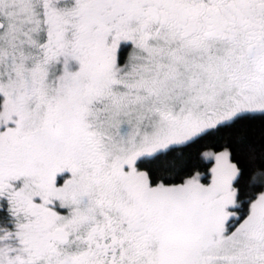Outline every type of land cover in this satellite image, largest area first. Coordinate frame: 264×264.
Masks as SVG:
<instances>
[{
	"label": "rangeland",
	"instance_id": "1",
	"mask_svg": "<svg viewBox=\"0 0 264 264\" xmlns=\"http://www.w3.org/2000/svg\"><path fill=\"white\" fill-rule=\"evenodd\" d=\"M47 1L0 0V209L7 204L10 220L0 226V264H102L98 230L123 210L139 221L144 264L210 255L215 264H264L255 242L264 234L252 226L264 192L235 226L229 151L203 154L212 163L207 183L196 173L150 187L136 164L264 113V20L244 9L264 0H230V9L199 3L190 17L187 4L181 16L196 21L209 9L221 40L231 37L213 52L152 46L145 39L154 31L119 23L116 41L137 47L119 71L100 76L87 31L99 15L95 0ZM240 19L254 27L242 30ZM150 249L157 256L148 263Z\"/></svg>",
	"mask_w": 264,
	"mask_h": 264
},
{
	"label": "flooded vegetation",
	"instance_id": "2",
	"mask_svg": "<svg viewBox=\"0 0 264 264\" xmlns=\"http://www.w3.org/2000/svg\"><path fill=\"white\" fill-rule=\"evenodd\" d=\"M58 1L71 2L70 0ZM47 2H53L54 4L56 1L49 0ZM229 2L230 0H95L94 3L99 15L94 19H90L87 25L88 34L93 33V36H96L97 39L94 54L97 57V64L99 63L100 66H92L94 74L100 76L112 67L119 71L132 53L130 52L131 49L137 47L134 46L135 41H116V30L114 29L119 23H123V29L131 31L133 28L138 29L139 26H145V29L154 31L152 35L156 36L155 38H146V43L152 46L161 43L158 46L164 44L178 52L182 50L201 52L205 51L202 50L203 47H206L205 49L209 52H213L220 46L221 42L228 44L231 42V37L221 40L212 11L206 9L205 16L195 18L196 21L190 19L189 14L195 13L196 9L194 7L197 5L198 9L199 3L205 7L218 4L220 5L218 8L227 7L230 9ZM188 3L190 4L187 9L189 17L185 18L181 16V11L186 9ZM192 6H194V9H192ZM47 7L49 6L47 5ZM244 9L252 16L253 22L264 20V5L262 2H256ZM237 24L240 25L242 30L245 28L249 30L254 27L253 24L246 23L241 19L237 21ZM133 33L131 32V34ZM161 33L168 34L167 38H159L158 35ZM258 210L259 212L256 214L252 226L259 233L264 234V202L260 203ZM113 222L117 224L116 228L120 232L117 243L115 242V234L111 231ZM102 225V228L98 230L102 253L97 255L98 259L102 260V264H144V254L137 250V242L142 235V231H139V221L134 213L129 214L123 210L122 213L109 215L107 222L104 221ZM234 225L238 226L236 222ZM234 225L231 226L230 230L228 229V232H231ZM256 237L255 242L259 243L258 252H262L260 249L264 248V236L263 238ZM66 241L65 238L64 242ZM145 254V258L150 259L148 263L154 261V257L157 256L153 249L148 250ZM261 258L264 259V256ZM214 259L215 257L211 255L208 257L201 256L196 263L215 264ZM182 260H192V256H186ZM183 264H188V262Z\"/></svg>",
	"mask_w": 264,
	"mask_h": 264
},
{
	"label": "trees",
	"instance_id": "3",
	"mask_svg": "<svg viewBox=\"0 0 264 264\" xmlns=\"http://www.w3.org/2000/svg\"><path fill=\"white\" fill-rule=\"evenodd\" d=\"M223 150L229 151V160L238 171L233 182L238 216L235 222L239 224L264 192V113L239 115L190 142L140 159L136 164L150 187L182 185L196 173L202 174L203 182L207 183L212 163L205 161L203 154ZM6 205L0 209V226L10 221Z\"/></svg>",
	"mask_w": 264,
	"mask_h": 264
},
{
	"label": "water",
	"instance_id": "4",
	"mask_svg": "<svg viewBox=\"0 0 264 264\" xmlns=\"http://www.w3.org/2000/svg\"><path fill=\"white\" fill-rule=\"evenodd\" d=\"M3 28H4V23H3L2 20L0 19V31H1ZM64 241H65V236L60 234V235L57 237V242H58V243H64Z\"/></svg>",
	"mask_w": 264,
	"mask_h": 264
}]
</instances>
